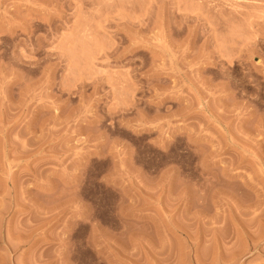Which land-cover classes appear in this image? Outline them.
<instances>
[{
  "label": "rangeland",
  "instance_id": "1",
  "mask_svg": "<svg viewBox=\"0 0 264 264\" xmlns=\"http://www.w3.org/2000/svg\"><path fill=\"white\" fill-rule=\"evenodd\" d=\"M0 264H264V0H0Z\"/></svg>",
  "mask_w": 264,
  "mask_h": 264
}]
</instances>
